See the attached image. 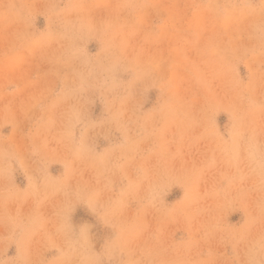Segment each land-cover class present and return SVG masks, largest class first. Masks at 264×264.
Segmentation results:
<instances>
[{"label":"rangeland","instance_id":"1","mask_svg":"<svg viewBox=\"0 0 264 264\" xmlns=\"http://www.w3.org/2000/svg\"><path fill=\"white\" fill-rule=\"evenodd\" d=\"M0 264H264V0H0Z\"/></svg>","mask_w":264,"mask_h":264}]
</instances>
